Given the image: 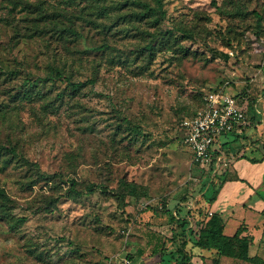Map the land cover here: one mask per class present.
<instances>
[{
  "label": "rangeland",
  "instance_id": "374dc122",
  "mask_svg": "<svg viewBox=\"0 0 264 264\" xmlns=\"http://www.w3.org/2000/svg\"><path fill=\"white\" fill-rule=\"evenodd\" d=\"M123 1L0 0V264H123L130 243L161 239L155 217L185 215L204 191L180 118L208 90L235 95L246 113L264 90V0H162L156 25ZM67 78L94 82L71 90ZM244 136L224 152L261 157L262 144L248 152ZM31 165L56 176L31 184ZM69 178L73 197L63 195ZM233 230L231 220L225 234ZM258 233L248 252L264 264Z\"/></svg>",
  "mask_w": 264,
  "mask_h": 264
},
{
  "label": "trees",
  "instance_id": "16d2710c",
  "mask_svg": "<svg viewBox=\"0 0 264 264\" xmlns=\"http://www.w3.org/2000/svg\"><path fill=\"white\" fill-rule=\"evenodd\" d=\"M211 1L214 2V0ZM126 2L127 1L124 0L123 2H119V4L123 5ZM162 2V0H131V3H135L139 7L136 16L139 19H151L150 23L152 25L158 24L164 17L165 11L162 9ZM98 12L101 11L98 9ZM62 30H64V28H62L61 31ZM67 30L71 34H76L75 29L72 27H67ZM173 40H176V38L174 37ZM151 48L152 43L148 44V49ZM224 56H227V54L224 53ZM53 67L52 77H63V71L57 66ZM93 82L94 80L92 78L80 81H72L68 78L66 79V83L70 86L71 90L78 89L82 86H85L87 83ZM203 95L199 104L190 113L183 115L180 120L184 117L193 115L195 110L202 105ZM242 128H245V125H243ZM226 136H228V134H226L225 137ZM237 136L239 138L245 137L243 134ZM238 137L224 140L221 142V144L225 148L227 144L231 145L233 142H235L237 140L236 138ZM262 148H264V143L262 144ZM236 158H246L251 162H256L264 159V154H261V157L259 158H249L244 152H242L236 155ZM31 166L32 167L29 170V174L30 176H34V179H31V184L37 182L38 180L47 182L56 176V173L46 174L41 172L37 166ZM201 170L204 171V178L202 179L200 185V189L204 190L202 191L199 198V200L201 199V202L199 204L196 203V206L193 209H190V207L186 206L188 209L186 210L185 215H179V213L176 212L177 209L173 214L170 215L171 221L175 222V227L172 228L171 232V240L175 243V252L178 254V257L176 258V264H192L190 258L194 255V248H198L200 250H213L214 254L216 255V259L214 260L213 264H219L218 257L219 255L223 254L232 257H238L252 264H259L261 262L260 257L257 255H250L248 252L249 246L253 243V237L250 234H242V232L245 230V226L240 225L230 236L226 235L223 232L224 223L220 213L216 211L210 212L208 209V205L216 199V196L224 181L228 179H242L237 175L236 172L229 174L228 167L223 169L221 174L218 172V174H213L214 171H212V167L209 169L201 167ZM76 185L77 181L74 178H69L68 186L66 187L63 195L67 197H73L77 195L80 191L76 188ZM92 190L93 189L91 186L86 187L87 192H92ZM127 190L130 192V194H134L135 189L132 185H128ZM7 198L8 197L5 191L0 188V218L8 216V214L5 213ZM165 211L167 212V209H165ZM24 220V216H17L12 219V223L15 225L18 224V222H23ZM263 229L264 223L261 234L263 233ZM236 246L239 247L238 253H235L234 251V247L236 248Z\"/></svg>",
  "mask_w": 264,
  "mask_h": 264
},
{
  "label": "crops",
  "instance_id": "0c3cea01",
  "mask_svg": "<svg viewBox=\"0 0 264 264\" xmlns=\"http://www.w3.org/2000/svg\"><path fill=\"white\" fill-rule=\"evenodd\" d=\"M250 79L256 78L252 77ZM261 93L263 94L264 90L252 99L251 105L250 102L247 103V108H250V110L247 113L245 112V128H241L240 132H234L224 138L222 137L221 142L238 137L237 135L240 134L246 135L249 132L248 138L251 139H247V143L244 145L248 152L253 149L251 141L253 144L258 141L261 144L264 143V95ZM247 122L250 125L248 126L249 128L246 126ZM236 139L233 143L238 142L239 137ZM230 146L227 144L225 148ZM244 153L247 155L246 152ZM262 153L264 154V148H262ZM228 156L231 159L234 172L242 180L228 179L224 181L216 199L208 205V209L210 212L216 211L220 213L224 223V233L225 227L232 220L234 221L233 232L238 226L244 225L245 230L242 234L255 235L257 232L260 233L262 231L264 223V159L251 162L246 158H232V153ZM174 211L172 209L170 212H164L155 217V220H159L157 222L159 225L151 227L154 232L156 231L155 234L157 236H162L161 239L156 237L153 243L129 244L128 251L131 252V255L125 256L128 257L130 264H176L178 254L175 252V243L171 240V232L172 228L175 227V222L171 221L170 216ZM254 240L255 238H253V242ZM205 251L210 250L201 249L199 256L194 255L190 258L191 263L203 264ZM213 255V257H216L215 254Z\"/></svg>",
  "mask_w": 264,
  "mask_h": 264
},
{
  "label": "built area",
  "instance_id": "2783aa9c",
  "mask_svg": "<svg viewBox=\"0 0 264 264\" xmlns=\"http://www.w3.org/2000/svg\"><path fill=\"white\" fill-rule=\"evenodd\" d=\"M245 121V111L235 95L220 89L208 90L203 95L202 105L193 115L179 121L182 144L191 150L192 161L198 165L205 169L212 167L215 172L223 170L229 159L221 138L240 132ZM121 260L124 264H130L127 257Z\"/></svg>",
  "mask_w": 264,
  "mask_h": 264
}]
</instances>
